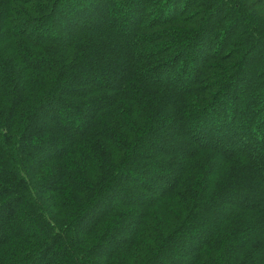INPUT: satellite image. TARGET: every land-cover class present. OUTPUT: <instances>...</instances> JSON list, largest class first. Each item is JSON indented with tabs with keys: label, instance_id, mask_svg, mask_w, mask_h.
<instances>
[{
	"label": "trees",
	"instance_id": "trees-1",
	"mask_svg": "<svg viewBox=\"0 0 264 264\" xmlns=\"http://www.w3.org/2000/svg\"><path fill=\"white\" fill-rule=\"evenodd\" d=\"M254 77L264 0H0V264H264ZM218 114L238 145L196 137Z\"/></svg>",
	"mask_w": 264,
	"mask_h": 264
},
{
	"label": "rangeland",
	"instance_id": "rangeland-1",
	"mask_svg": "<svg viewBox=\"0 0 264 264\" xmlns=\"http://www.w3.org/2000/svg\"><path fill=\"white\" fill-rule=\"evenodd\" d=\"M247 1H257V0H247ZM101 12V10L99 11ZM138 12V14L141 13V11H132L130 13V15H134ZM96 14H99V13H96L95 9L90 6L89 8H87L86 11H79L78 12V15H77V18H72V21L71 22H63V27L64 29H67L68 31L70 30H73V29H76V27L78 26V22L80 23H85L87 22L88 20L91 21V19H93L95 21V18L97 19L98 18V15ZM148 16H150L149 13H147ZM94 17V18H93ZM45 21L47 22L48 24V19L46 18ZM45 22V23H46ZM46 24V25H47ZM50 25V24H49ZM50 27V26H48ZM120 27V26H119ZM97 28V27H96ZM30 32L32 34V37L31 38H36L35 36L36 35H39V33H44L46 32L44 29H41L37 24H31L30 25ZM125 32V30H124ZM199 49L201 50L202 48L199 47ZM206 51V50H205ZM110 80H114L115 77L114 76H110L109 78ZM247 82V81H246ZM251 83L255 84L256 82V86L258 87V90L260 91V89L263 88V81H261V79H259L258 77H254L250 80ZM184 84V83H183ZM246 86V83L245 84H240L239 87H238V91L239 90H243ZM240 88V89H239ZM232 98V97H231ZM231 99H229L228 101L230 102ZM227 113V112H226ZM228 120V119H226ZM225 121V118L222 116V114H218V116L216 115L215 117H213L211 120H210V126L208 127L209 130L205 131H200L198 132V135L196 136L198 139H201L202 136L203 138H205V140H208L210 142H213V143H224V145L226 146H236L238 145V143L236 142L237 141V137L239 136V133H238V130H234V133H233V139H225L223 137H221V133H222V129H223V132L224 130H226L225 127H223L221 125V123H223ZM201 125V124H200ZM220 125V127H222V129H218L217 127ZM203 127L202 125L200 126V128ZM181 129H187V126L186 125H181V123H178L177 125H175L174 127V131L178 132L180 131ZM167 129H165L164 131H162V133H160V136H157V137H154V142L155 144H153L152 146H149V150L150 151H156L158 150V148H167V147H171L173 148L174 150H178L179 148H175V144L174 142H172L171 138L175 136V134L173 133H168L169 131H166ZM199 130V129H198ZM225 140H223V139ZM221 145V144H220ZM182 149L185 148V146H181ZM132 175V174H130ZM139 181L143 182V183H146V186H147V190H149L150 193H157L159 191V188H158V185H155L154 181L150 180V179H143L141 177H138ZM163 182H170V178L164 176V178L162 179ZM146 190V189H145ZM140 191V193H146V191ZM137 191L135 190L134 192H131L129 197H134L136 195ZM111 204L115 203V198H113L112 200H110ZM216 210L217 211H221V209L219 207H216ZM215 217H212V219L206 224V225H203L204 228L201 227L200 229V232L197 234L199 237L201 236H205L206 235V231H204V229H209L215 222V219L216 218V215H214ZM24 218V216L22 217L21 216V213L19 214V217H18V221H22ZM130 219L129 218H125L123 219L121 225L123 227H126L127 225H129V222ZM192 236L191 237H188L187 239H184L182 243H180V248L178 249L177 253H176V258L173 259V264H176V260H179V258H181L185 253V251H187V249L192 246V243H193V240H192ZM104 255H106V252L104 251L103 252Z\"/></svg>",
	"mask_w": 264,
	"mask_h": 264
}]
</instances>
